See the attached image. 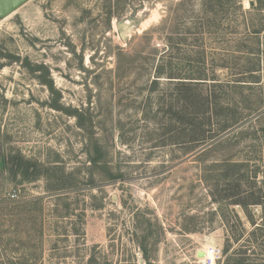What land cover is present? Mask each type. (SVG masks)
I'll list each match as a JSON object with an SVG mask.
<instances>
[{
    "label": "rangeland",
    "instance_id": "rangeland-1",
    "mask_svg": "<svg viewBox=\"0 0 264 264\" xmlns=\"http://www.w3.org/2000/svg\"><path fill=\"white\" fill-rule=\"evenodd\" d=\"M202 1L187 7L204 16ZM179 2L23 0L0 14V264H202L195 251L224 248L232 230L230 251L247 248L250 264H264L263 208L249 206L253 225L240 205L213 202L209 188L219 181L225 194V167L212 159L232 153L257 172L242 189L264 195V8L230 3L223 23L237 29L227 35L247 47H210L261 55V83L242 89L248 119L201 165L171 166L181 151L142 132L140 67L163 46L161 28L182 11ZM227 71L218 67L221 77Z\"/></svg>",
    "mask_w": 264,
    "mask_h": 264
},
{
    "label": "trees",
    "instance_id": "trees-1",
    "mask_svg": "<svg viewBox=\"0 0 264 264\" xmlns=\"http://www.w3.org/2000/svg\"><path fill=\"white\" fill-rule=\"evenodd\" d=\"M242 1L203 0L207 13L199 16L187 7L192 0H180L178 5L182 11H178L174 18L169 16L170 23L161 28L166 33L163 46H154L150 53L141 56L140 77L143 85L139 92V110L143 120L142 132L145 135L157 133L160 135L158 144L168 145L174 152L181 151V155L171 159V166L194 160L201 165L214 150L226 143V135L240 125L241 120L249 117L241 112L247 97L242 89L261 83V55L255 60L249 51L242 50L237 54L214 51L216 56L210 48L214 44L211 45L212 40H216L220 47L227 46L230 41L247 47L244 40L239 41L244 38L233 39L229 37L230 34L227 35L235 33L237 28L231 23H223L229 15L228 9L232 6L230 3L242 7ZM249 1L253 6L264 8V0ZM185 10L193 15L187 16L183 13ZM209 12H215L216 17L210 18ZM177 19H185L187 22H183L181 27L176 22ZM150 31L151 28L143 31L140 38L146 39ZM120 55L121 52L118 57ZM218 67L228 70L223 77L219 74ZM119 128L126 129L121 123ZM151 154L149 152L146 158H150ZM212 160L213 167H225L223 180L224 185L228 186L222 195L218 189L219 181L214 180L212 174H203L207 182L214 180L209 184L212 201L220 204L227 200L229 205H240L252 224L256 225L257 221L249 206L259 205L264 210V195L242 189L243 183H254L257 177L256 170H251L250 158H238L228 153L227 156ZM163 165L161 163L159 166ZM122 176L118 173L117 177ZM260 191L264 193V187ZM182 231L196 232L195 228L188 226L183 227ZM255 240L259 241L258 238ZM237 241L238 234L232 230L227 235L223 248L224 255H227L226 262L250 264L247 248L230 251ZM140 247L143 248V245L140 244ZM143 251L147 259L146 249Z\"/></svg>",
    "mask_w": 264,
    "mask_h": 264
},
{
    "label": "built area",
    "instance_id": "built-area-1",
    "mask_svg": "<svg viewBox=\"0 0 264 264\" xmlns=\"http://www.w3.org/2000/svg\"><path fill=\"white\" fill-rule=\"evenodd\" d=\"M203 248L206 252L204 257L197 256V250ZM198 248L195 252L197 263L202 264H218L224 258V250L221 245H207Z\"/></svg>",
    "mask_w": 264,
    "mask_h": 264
},
{
    "label": "water",
    "instance_id": "water-1",
    "mask_svg": "<svg viewBox=\"0 0 264 264\" xmlns=\"http://www.w3.org/2000/svg\"><path fill=\"white\" fill-rule=\"evenodd\" d=\"M22 1L23 0H0V14H6L12 8L16 7L19 3H21ZM119 27L122 30L121 35L122 37H124L128 26L126 23H121ZM205 255H206V252L203 248L197 250L198 257H204Z\"/></svg>",
    "mask_w": 264,
    "mask_h": 264
}]
</instances>
